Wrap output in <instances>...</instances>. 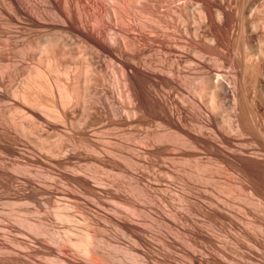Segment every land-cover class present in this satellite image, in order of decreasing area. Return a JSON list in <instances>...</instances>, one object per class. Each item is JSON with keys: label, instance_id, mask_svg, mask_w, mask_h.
<instances>
[{"label": "bare ground", "instance_id": "6f19581e", "mask_svg": "<svg viewBox=\"0 0 264 264\" xmlns=\"http://www.w3.org/2000/svg\"><path fill=\"white\" fill-rule=\"evenodd\" d=\"M4 7L9 18L6 23L1 20V25L7 38L19 41L26 32L33 33L38 38H34L36 42L32 46L35 51L38 49L47 58L63 60L71 50L69 38L74 36L89 57L82 54L85 65L80 62L83 68L79 76H74L76 80L71 88L62 82L64 78H51L39 69L29 78H23L25 90L18 87L13 93L16 95H11L14 100L18 97L19 103L13 104L12 97L9 102L18 106L16 112L23 114L17 116L29 119L25 121H29L28 126L24 122L15 123L18 121L12 117L15 112L12 111V116L0 112L3 121H0V177L4 178L1 179L9 192V196L0 197V218L4 217L0 235L2 229L10 233V238L0 236V264H112L115 263L112 253L119 258V264L126 261L127 264L129 260L133 264H218L221 258L215 259V252L227 259L217 229L238 225L241 219L237 214L244 217L245 211L239 207L240 213L236 214L230 201L216 194V165L225 175L231 174L240 189L243 184L252 183L247 202L258 206L264 202V124H261L264 121L258 119L264 118V110L260 112L264 109V95L257 103V98L254 102L249 96V79L258 67L264 69V0H4ZM167 16L172 24L168 19L164 21ZM196 17L197 21L191 25L189 20ZM22 47L20 51L24 54L26 47ZM191 55L198 59H191ZM211 63L219 69L212 70ZM66 66L68 76L70 65ZM194 70H199V74L192 77ZM249 70L251 74L256 71L247 77L244 73ZM239 72L249 82L246 86L249 90L242 84L245 88L241 87L243 93L238 90L241 94L236 93L237 83L243 80L239 79ZM96 73L103 77V88L98 93V107L87 108L80 104L86 103L83 98L91 85H95ZM45 84L53 89V95ZM2 85L0 80L1 94ZM183 85L193 90L181 95L191 102L190 109L200 112L204 105L212 117L209 113L202 117L201 113L189 115L191 110L185 112L179 102L181 97L174 93ZM260 87L257 92L252 89L255 96L263 92V86L261 91ZM46 91L57 97L55 108L43 104L44 96L39 101V95H45ZM29 93L34 97L32 102L27 100ZM75 106L83 109L84 116L79 119L72 118ZM255 108L259 109V114L255 112L258 117L253 113ZM215 119H221V125ZM104 132L108 135H103ZM50 133L57 134L61 140L49 143L45 136ZM111 143L131 152L126 160L133 194L105 182L106 177L78 163L88 155L79 152L80 147L101 157L103 152L112 151L107 146ZM31 167L40 169V173ZM56 178H66L73 189L61 187ZM58 195L75 202L92 226L111 222L119 231L129 233L142 255L138 251L119 250L118 246L116 250L115 245L112 249L109 243L110 253H105L93 243L92 237L87 235V240L84 239L85 234H76L78 238L73 240L68 237L65 243L54 226L59 222L68 232L74 229L65 223L71 217L65 212L68 203L54 200L59 199ZM254 197H258L256 202ZM49 201L54 207L52 213L48 210ZM109 201L118 206H112ZM34 214L41 217L35 220L31 217ZM154 225L166 226L168 234L164 237L161 232L157 238L155 232L157 241L151 231ZM183 241L187 243L185 248ZM258 241L261 243L260 238ZM258 241L256 245L252 243L256 247L251 244L252 248L260 246ZM80 246L85 249L83 258L76 250ZM247 255L254 262L260 260L256 252ZM223 259L221 264H226Z\"/></svg>", "mask_w": 264, "mask_h": 264}, {"label": "rangeland", "instance_id": "374dc122", "mask_svg": "<svg viewBox=\"0 0 264 264\" xmlns=\"http://www.w3.org/2000/svg\"><path fill=\"white\" fill-rule=\"evenodd\" d=\"M3 4V5H2ZM3 6H4V0H0V28L3 26V25H1L3 22L4 23H6L7 22V20H8V12L6 11L7 9H6V7H4L3 8ZM3 8V9H2ZM7 15V16H6ZM3 18V19H2ZM166 19H168L167 20V22H170V24H172V20L167 16V17H165V19H164V21L166 20ZM3 22H2V21ZM171 20V21H170ZM193 21H197V17H196V19H190L189 20V23L191 24V25H193ZM3 30H4V28L2 27L1 29H0V52H1V50H2V52L4 53H0V80H1V82H2V94L0 93V112H2V113H4V114H7L6 116H8L9 114H11L10 116H12L13 115V112H15V114L12 116V117H15V119H17L18 121L16 122L15 121V123L16 124H18L19 125V123H22L23 124V122H24V124L26 125V126H28L27 124H29L28 122H25V121H27V120H29V119H22V118H24V117H22V118H20L23 114L19 111H17L16 112V110H15V106H17V105H15V106H13V104H15V102L16 101H18V97L16 98V100H14L15 98H14V96H11V95H16V93L15 94H13L14 93V91H15V89L18 91L19 90V88H21L22 90L24 89V79L27 77V78H29V76L30 75H34L35 73V71L37 70V69H39V71L41 70V72H43V74H45V75H47V74H50V76H52L51 78H58V79H60V80H62L63 78V80H62V82H66V84H67V86L68 87H72L73 85H74V80H76L75 78H74V76H76L78 73H79V71L80 70H82V66H84L85 65V60L84 59H86V58H82V57H84L83 55H85V53H84V48L85 47H80V45H81V43L79 42V40H77V38L75 39V37L73 36V37H71L70 36V38H69V49H71V50H69V54H68V56L66 55V58L64 57V59L63 60H61L62 58H58V59H56V57H54V59H52V58H47V56L46 55H44L41 51H39L38 49H36V51H37V53H36V51L32 48V46H34V44H33V42L35 43L36 41H35V39L37 40L38 38L33 34V33H29L28 32V35H27V32H26V35H27V37H26V35L25 34H23V35H25L24 36V38H23V40H22V37L19 39V41H15V40H13V39H9V37L7 38V35H5L6 33H4L3 32ZM3 34V35H2ZM264 34V33H263ZM34 35V36H33ZM32 37H33V39H32ZM6 38V39H5ZM35 38V39H34ZM263 38H264V36H263ZM26 39V40H25ZM11 40V41H10ZM13 40V41H12ZM71 40V41H70ZM5 41L7 42L6 44H5ZM23 41H25V42H23ZM17 42H19L18 44H17ZM71 42V43H70ZM11 43V44H10ZM13 43H15V44H13ZM24 43V44H23ZM27 43V44H26ZM4 44V45H3ZM25 45V47H26V50H25V52L26 53H21V49L23 48L22 46L23 45ZM28 44H30L29 46H30V48H32V49H30L29 48V46H28ZM75 44V45H74ZM22 45V46H21ZM70 45H72V46H70ZM73 45H74V47H73ZM263 45H264V43H263ZM2 46L5 48H2ZM22 48H21V47ZM79 48V49H77V48ZM10 48V49H9ZM13 48V49H12ZM17 48V49H16ZM76 48V49H75ZM82 49V50H81ZM10 50H11V52H10ZM17 50H18V52H17ZM7 51H8V53H7ZM83 51V52H82ZM86 51V50H85ZM21 54H20V53ZM40 52L43 54H40ZM81 52V53H80ZM7 53V54H6ZM84 53V54H83ZM2 54H3V56H2ZM5 54H6V56H5ZM10 54V55H9ZM30 56H29V55ZM35 54V55H34ZM39 54V55H38ZM73 54V55H72ZM83 54V55H82ZM8 55H9V57H8ZM28 55V56H27ZM87 55V54H86ZM85 55V57H89V55H87L86 56ZM33 56V57H32ZM35 56V57H34ZM41 56H45L44 58L43 57H41ZM76 56V57H75ZM80 56V57H79ZM6 57V58H5ZM32 57V58H31ZM41 57V58H40ZM58 57V56H57ZM69 57V58H68ZM33 58H35V60L33 59ZM47 58V59H46ZM77 58V59H76ZM83 60H81V59ZM190 58L191 59H193V60H197L198 59V56H196V55H191L190 56ZM39 61H38V60ZM41 59V60H40ZM48 59H49V61H48ZM52 59V60H51ZM68 59H70V60H68ZM75 59V60H74ZM43 60V61H42ZM48 62H47V61ZM51 60V61H50ZM72 60V61H71ZM76 61V62H74V61ZM30 61V62H29ZM62 61H64V62H62ZM68 61V62H67ZM71 61V62H70ZM28 62V63H27ZM32 62H33V64H32ZM35 62V63H34ZM53 62V63H52ZM61 62V63H60ZM66 62L68 63V64H66ZM79 62V63H78ZM80 62H82V63H84L82 66H81V64L82 63H80ZM51 63V64H50ZM59 63V64H58ZM63 63H64V66L65 65H67V66H69L68 67V76L66 75V73H65V67L64 66H62L63 65ZM72 63H74V64H72ZM40 64V65H39ZM50 64V65H49ZM53 64V65H52ZM57 64V65H56ZM61 64V65H60ZM167 64V61H165V59H164V65H166ZM26 65V66H25ZM39 65V67H37ZM76 65H77V67H76ZM211 65V67H212V70H214V68L217 70V69H219V68H217V66H214L213 67V64L211 63L210 64ZM30 66V67H29ZM49 67L48 69L46 68V67ZM55 66V67H54ZM66 66V67H67ZM72 66V67H71ZM6 67V68H5ZM10 67V68H9ZM51 67V68H50ZM53 67V68H52ZM58 67V68H57ZM74 67V68H73ZM5 68V69H4ZM7 68L9 69V70H7ZM34 69V71L33 70H31V69ZM46 68V69H45ZM81 68V69H80ZM260 68H262V67H258V69H256V70H254V73H255V71L257 72V73H259V71H260V73L261 74H257V73H255V75L257 74V76H258V78H257V76H256V78H254L255 77V75H253L254 73H250V70H251V67H250V70H249V72L248 73H244V74H246V76H247V74H249L250 73V75L252 76V79L250 78L249 80H251L250 81V85L248 84L249 82L247 81V79H245V78H247V77H244V74H242V72H241V75L242 76H240V72H239V76L240 77H242V78H240L239 77V79H243L240 83H237L238 85H237V91H236V93L238 92L239 94H241L240 92L242 91V93H243V89L242 88H245L247 85H249V89H251V90H249L247 87L245 88V89H247V90H249V91H247V90H245V92L244 93H250V94H254V96H255V91L257 92L258 90H259V86L261 85V87H262V89L264 88V84L262 85V84H260V83H262V79H264V69L262 68V69H260ZM36 69V70H35ZM53 71H52V70ZM72 69V70H71ZM74 69V70H73ZM260 69V70H259ZM1 70H3V71H1ZM29 70H31V71H29ZM56 70V71H55ZM216 70H214V71H216ZM9 71V72H8ZM50 71H52V72H50ZM58 71V72H57ZM64 71V72H63ZM71 71V72H70ZM195 71V72H194ZM193 71V73H195V74H193V75H191L192 77L193 76H196V73L197 74H199L198 73V71H196V70H194ZM253 70H251V72H252ZM261 71H263V72H261ZM5 72V73H4ZM61 72V73H60ZM77 72V73H76ZM81 72V71H80ZM9 73V74H8ZM10 73H12L11 75H10ZM31 73V74H30ZM33 73V74H32ZM57 73V74H56ZM75 73V74H74ZM15 74H16V77H15ZM19 74V75H18ZM56 74V75H55ZM60 74H61V76H60ZM65 74V75H64ZM74 74V75H73ZM3 75H5V76H3ZM18 75V76H17ZM27 75V76H26ZM58 75V76H57ZM70 75V76H69ZM97 75H100L99 73H96V76ZM249 75V77H251ZM261 77H260V76ZM49 76V75H48ZM49 76V77H50ZM72 76V77H71ZM77 76H79V74L77 75ZM76 76V77H77ZM4 77V78H3ZM61 77V78H60ZM66 77V78H65ZM70 77V78H69ZM98 77H100V76H97L96 77V79L98 78ZM263 77V78H262ZM2 78H3V80H2ZM21 78V79H20ZM24 78V79H23ZM71 78H74V79H71ZM254 78V79H253ZM8 79V80H7ZM96 79H95V85L94 84H92L91 86L93 87H91L90 88V90H89V92H87L88 94H89V96H88V94H85V97L83 98L85 101H86V103H82L81 102V104L80 105H82V104H85V106H87V108H89V106L88 105H90V107H92V108H97L98 106H97V101H98V93H100L101 92V90H102V88H103V77L101 76L100 77V82L98 81H96ZM99 79V78H98ZM256 79V80H255ZM259 79H261V82L259 81H257V80H259ZM21 80H23V82L21 81ZM66 80V81H65ZM190 80H192V78L190 79ZM254 80V81H253ZM8 81H9V83H8ZM69 81V82H68ZM240 80H238V82H239ZM247 81V82H246ZM12 82V83H11ZM69 84H68V83ZM192 82V81H191ZM257 82V83H256ZM264 82V81H263ZM6 83V84H5ZM10 83H11V85H10ZM39 83V82H38ZM42 83H43V81H42ZM45 83V82H44ZM43 83V84H44ZM98 83V84H97ZM245 84V87L242 85V84ZM247 83V84H246ZM251 83H253L252 85H251ZM40 84H41V82H40ZM240 84H241V86H240ZM7 85V86H6ZM18 85H20V86H18ZM45 85H47V84H45ZM44 85V86H45ZM100 85V86H99ZM253 85H256V86H253ZM6 86V87H5ZM9 86V87H8ZM15 86H16V88H15ZM48 86V85H47ZM99 86V87H98ZM243 86V87H242ZM258 86V87H257ZM19 87V88H18ZM42 87H43V85H42ZM98 87V88H97ZM184 87V88H183ZM239 87L242 89H239ZM251 87H253V88H251ZM261 87H260V91L262 90L261 89ZM18 88V89H17ZM44 88H46V86L44 87ZM48 88V89H47ZM46 88V90L47 91H49V92H51V94L53 93L52 91H53V89L51 90V89H49V86ZM186 89V91H185V93H184V91H183V89ZM182 88L180 89L179 88V90L177 89V91H174V93L176 94V96H180L181 97V100H179V102L181 101L182 103H180V104H182L181 106L185 109V112L187 113V111L189 112L193 107L190 105L191 104V102L189 103V101H187V100H184V99H182V96L181 95H183V94H185V95H188V93H191V91H192V93H193V90L190 88V87H188L187 88V86H182ZM11 89H14V90H11ZM20 89V90H21ZM56 89V88H55ZM100 89V90H99ZM252 89H257V90H253L252 91ZM25 90V89H24ZM45 90V89H44ZM240 92H239V91ZM45 92L44 94L45 95H43V93H42V96H40L39 95V101H41L42 100V97L44 98V100H42L43 101V104H47V106L48 107H54V105H57V102L55 103V99L57 98V97H55V96H57L56 94L57 93H55L57 90H54V93H55V96H54V98L53 97H51L52 95L50 94V93H48V92ZM91 91V92H90ZM95 91H97V92H95ZM179 91V92H178ZM189 91V92H188ZM247 91V92H246ZM253 93H252V92ZM8 92V93H7ZM9 92H11L10 94H9ZM16 92V91H15ZM32 92H34V91H32ZM94 92V93H93ZM48 93V94H47ZM92 93V94H91ZM182 93V94H181ZM248 93V94H249ZM264 89H263V92L260 94V92H259V96H257L258 95V93H257V97L255 96H252V95H250L249 94V96H251V100L252 101H254L253 99L254 98H257L256 99V103H257V101L259 102V100H261L264 96ZM30 94V93H29ZM28 94V101H30V102H32V101H34V97L31 95V97H30V95ZM51 96H50V95ZM97 95L96 97L94 96V95ZM6 95V96H5ZM49 95V96H48ZM92 95V96H91ZM3 96V97H2ZM260 96L262 97V98H260ZM7 97V98H6ZM12 97V98H11ZM48 97V98H47ZM180 97H179V99H180ZM237 97H239V95L237 94ZM253 97V98H252ZM5 100H4V99ZM11 98V99H10ZM29 98H30V100H29ZM33 98V99H32ZM96 100H95V99ZM178 98V97H177ZM202 98V97H201ZM260 98V99H259ZM8 99V100H7ZM11 100V102L13 103H11V102H9L10 100ZM36 99V98H35ZM48 99V100H47ZM52 99V100H51ZM54 99V100H53ZM199 100H200V98H198ZM204 99V98H203ZM4 100V101H3ZM8 102H7V101ZM32 100V101H31ZM49 100H51V101H49ZM82 100V99H81ZM92 100V101H91ZM15 101V102H14ZM48 101V102H47ZM54 101V102H53ZM88 101H89V103H88ZM51 102V103H50ZM186 102V103H185ZM200 102H203L204 103V101L201 99L200 100ZM199 102V103H200ZM255 102V101H254ZM254 102H251L250 101V104L251 105H254V104H252V103H254ZM4 103V104H3ZM8 103H10L9 104V106H11V107H9V106H7L8 105ZM17 103H19V101L17 102ZM92 103H93V105H92ZM255 103V104H256ZM6 104V105H5ZM12 104V105H11ZM22 104V103H21ZM20 104V105H21ZM3 105H5V107L3 106ZM78 105V104H77ZM76 105V106H77ZM96 105V106H95ZM200 105H202V104H199V107H200ZM257 105V104H256ZM74 107L73 108V111H74V113L73 114H75V117H73L72 116V118H74V119H76V118H78L79 119V117H81V115H83L82 113H83V111H81V110H83V109H80V108H82V107H85L84 105L81 107V106H79V107ZM204 105H202L200 108H199V110H200V112L199 111H197L196 109H194L195 110V112L193 111V110H191L188 114L189 115H193V113L194 114H198V115H200L199 113H201V116L202 115H204V113L205 114H208L209 116H211V113L209 112V111H207L208 109L204 106ZM3 107V108H2ZM14 109H13V108ZM18 107V106H17ZM16 107V108H17ZM23 107H25V106H23ZM50 107V108H51ZM203 107V110H201V108ZM253 107H256L255 105L253 106ZM252 107V108H253ZM10 108V109H9ZM55 108V107H54ZM191 108V109H190ZM4 109H6V110H4ZM76 109V110H75ZM85 109V108H84ZM207 109V110H206ZM80 110V111H79ZM210 110V109H209ZM254 110V109H253ZM256 110L258 111V114H259V109H256L255 108V111L253 112L254 114H256L255 112H256ZM264 109H261V111L260 112H262ZM12 113H11V112ZM77 111V112H76ZM6 112V113H5ZM264 112V111H263ZM262 112V113H263ZM81 113V114H80ZM192 113V114H191ZM203 113V114H202ZM17 114L20 116H17ZM22 114V115H21ZM221 114V116L223 115L222 113H220ZM258 114H256L257 115V117L259 116ZM77 115H78V117H77ZM208 115H205V117L206 116H208ZM219 115V114H218ZM263 114H261L260 113V116H262ZM9 116V117H10ZM18 118H17V117ZM84 116V115H83ZM217 116V115H216ZM220 116V117H221ZM202 117H204V116H202ZM212 117V116H211ZM219 116H218V118H220ZM217 118V117H216ZM217 118V119H218ZM224 118V115H223V117L221 118V119H223ZM22 119V120H21ZM217 119H215V120H217ZM220 119V120H221ZM260 121H262V119H263V121H264V118H263V116H262V118H258ZM220 120L218 121H216L218 124L219 123H222V122H220ZM224 120V119H223ZM1 121V123H3V121L2 120H0ZM21 121V122H20ZM222 121V120H221ZM216 122H215V124H216ZM224 123V122H223ZM218 124H216V125H218ZM261 124H264V122H261ZM260 124V125H261ZM1 125V124H0ZM3 125V124H2ZM219 125H221V124H219ZM1 127V126H0ZM261 127H262V125H261ZM263 127H264V125H263ZM264 128H262V130H263ZM106 132H108L109 134H110V132L109 131H106ZM106 132H104V134L103 135H105V133ZM108 133H106L107 135H108ZM80 134V133H79ZM79 134L78 135H76V136H78L79 137ZM54 135V136H53ZM56 135V136H55ZM45 136V135H44ZM45 138H48L47 140L49 141V143L51 142V143H53L54 141H55V139H57L56 140V142H58L59 141V139L61 140V137L60 136H58L57 134H53V133H50V135L48 136V134H47V136H45ZM44 138V139H45ZM65 144H69V143H67V142H65ZM101 144H103V143H101ZM114 143H111V145L109 144H107V146H108V149L109 150H111L112 149V151L108 154V153H106V152H103V155L101 156V157H104V158H101L98 154L96 155V154H94V153H92V152H89V150H87V149H84L83 147L81 148H79V152H81L82 154L84 153V155H87V156H85V162H84V159H82L81 158V160L79 159V161H78V163L81 165V166H85V167H89L90 168V170H92L93 172H95L96 173V175L98 174L99 176H101L102 178H105L104 179V181L105 182H107V183H110V184H115V185H117L119 188H121V190H123V191H126V192H130L131 194H133L132 193V191H131V189L133 188L132 187V184H131V180H130V177H129V175H128V171H129V165H128V163H127V160L126 159H128V158H130L131 157V152L127 149V148H122V147H119L118 145H116V144H114L115 145V147H114V145H113ZM98 145H99V143H98ZM69 147H70V145H68ZM99 146H102V148H103V146L105 147V144L104 145H99ZM106 148V147H105ZM117 148V149H116ZM81 149V150H80ZM84 149V150H83ZM101 150V149H100ZM119 150V151H118ZM84 151V152H83ZM113 151H114V153H115V155L113 154ZM124 151V152H123ZM260 152H262V151H260ZM122 153V154H121ZM106 154V155H105ZM117 154V155H116ZM108 155V156H107ZM127 155V156H126ZM98 156V157H97ZM118 156H120L119 158H118ZM88 157V158H87ZM94 157V158H93ZM106 157H108V159L106 158ZM101 158V159H100ZM103 159H105V161H106V159H107V161L106 162H104V160ZM78 160V159H77ZM100 160V161H99ZM103 162H102V161ZM123 160V161H122ZM113 161V162H112ZM108 162V163H107ZM84 163H86V164H84ZM105 163V164H104ZM111 163V164H110ZM97 166H96V165ZM98 164H99V166H98ZM115 164V165H114ZM88 165V166H87ZM91 165V166H90ZM100 166H102L103 167V169H102V167L100 168ZM93 167V168H92ZM96 167V168H95ZM32 169L31 170H33V171H38L39 173H40V169H38V168H35V167H31ZM215 168V167H214ZM107 169V170H106ZM96 170V171H95ZM109 170V171H108ZM221 169H219V167L216 165V168L214 169V171H215V177H216V184H215V189H216V194L217 195H220V196H222V197H224V199H226V200H228V201H230V204L231 205H233L232 206V208H233V211L237 214V213H240V208H241V210L243 209V214H244V217L243 216H241L240 214H237L238 215V217H240V219H241V223H239L238 225H235V226H233L232 225V227H229L228 225V227L230 228H227V227H225V228H219V229H217L218 230V232H220V235H218L220 238L218 239L219 241H220V243H221V246H223L224 248H223V250H224V252L225 253H227V255L224 253V255H225V257L226 256H228V257H226L227 259H223L224 257L222 256V255H220V254H222V253H220V254H218L217 252H215V253H213V256H214V258L216 259V258H218V259H220L221 261L220 262H218V264H221V262H222V259L224 260L223 261V263L225 262V260L228 262H225L226 264H264V199H262L263 201V205H260V206H258V205H255V204H252V203H250V202H247V201H249V200H247V199H249V198H247V197H250L249 196V190H251L252 188H251V184L252 183H250V182H247V183H245V184H243L242 185V189H240V187L237 185V183H236V180H232V179H234L233 177H232V175L230 174H228L229 175V180H228V175H225L224 173H223V171H220ZM99 171V172H98ZM106 171V172H105ZM113 171V172H112ZM105 172V173H104ZM100 173V174H99ZM103 173V174H102ZM112 173H114V174H112ZM114 176V177H113ZM226 177H227V180H226ZM2 176L0 177V197L2 196V199L3 198H5V197H7V196H9V192H8V190L6 191V189H7V186H4V182H5V180L3 181L2 179H4V178H2ZM59 178V177H58ZM57 179V178H56ZM2 180V181H1ZM57 180H58V182H57ZM56 180V182L62 187H64V188H69V189H73V188H70V187H72V186H70V184H69V181H67V179L66 178H63V179H57ZM65 180L67 181V182H65ZM229 183H228V182ZM4 183V184H3ZM233 183V184H232ZM6 185V184H5ZM68 185H69V187H68ZM248 186V187H247ZM247 189V190H246ZM263 189H264V187H263ZM240 190V191H239ZM246 190V191H245ZM242 191V192H241ZM8 193V194H7ZM243 193V194H242ZM59 196V195H58ZM227 196V197H226ZM230 196V197H229ZM226 197V198H225ZM62 200H61V199ZM67 197H63V196H59V199H54V200H56V202H61L62 201V203L63 204H67V208H65V212L66 211H68V212H66L67 213V215L68 216H71V217H69L70 219H69V221L70 222H65L66 223V225H68V226H72L73 227V229L75 230H73V232L71 231V232H68V229H65V227L63 226V224L62 223H59L58 221V223L57 222H54V224H56L57 225V227H55L54 226V228H56V231H57V234L62 238V240H67V239H69V238H71L72 240L73 239H76V238H78V237H76V236H78V235H76V234H79V236H84V234H85V236L83 237L84 239H86L87 240V235L91 238V239H93V243L95 242V245L97 246V247H99V249L100 250H102L103 251V249H104V251L103 252H105V253H107V252H109L110 253V250H108L109 248H108V245L110 246V247H112V249H114V247H115V249L116 250H118V247L120 248L119 250H133L134 252H139V254H141V248L139 249V246H137L136 244H135V242H133L132 241V239L133 238H130V234L129 233H125L124 234V232L123 231H119L116 227H115V225H113V223H111V222H109V223H103V224H101L100 226H92L93 224L91 223V222H88L89 220H85L86 218H85V216H84V214L82 215V211H81V208L78 206L77 207V205L75 204V202H71V200L68 198V199H66ZM228 198V199H227ZM246 198V199H245ZM251 198V197H250ZM258 198V197H257ZM257 198H252V199H255V202H256V199ZM231 199V200H230ZM57 200H60V201H57ZM67 200V201H66ZM259 200H260V198H259ZM258 200V201H259ZM111 202V205L112 206H114L115 204H114V202H112V201H109V203ZM247 202V203H246ZM113 203V204H112ZM73 204H74V206H73ZM47 205H48V207H49V211H50V213H52V211H53V208L54 207H52L53 206V204L52 203H50V201L47 203ZM115 206H118L117 204L115 205ZM240 207V208H239ZM255 207V208H254ZM258 207H259V209H258ZM54 212V211H53ZM80 212V213H79ZM81 214V215H80ZM257 214V215H256ZM41 214H34L33 216H31L33 219H35V220H37L38 218H39V216H40ZM79 215V216H78ZM253 215V216H252ZM37 216V217H36ZM84 216V217H83ZM248 216V217H247ZM41 217V216H40ZM74 217V218H73ZM247 217V218H246ZM258 217V218H257ZM2 219H4V217H2V218H0V220H2ZM243 219H245V220H243ZM254 219V220H253ZM72 220H73V222L74 221H76V222H72ZM6 221H8V220H6ZM84 221V222H83ZM252 221V222H251ZM1 222H3V220L2 221H0V223ZM4 222H5V220H4ZM250 222H251V224H250ZM84 223V224H83ZM247 223V224H246ZM256 223V224H255ZM70 224V225H69ZM89 224V225H88ZM109 224V225H108ZM111 224V225H110ZM258 224V225H257ZM60 225V226H59ZM77 225V226H76ZM88 225V226H87ZM242 225V226H241ZM248 225V226H247ZM236 226H238V227H236ZM250 226V227H249ZM253 228H252V227ZM63 227H64V229H63ZM76 227V228H75ZM89 227V228H88ZM93 227V228H92ZM153 228H152V234H153V236L155 235V239H156V235H157V233H158V235L159 234H161V232H164V237L168 234V229H167V227L166 226H164V227H159L158 225H154V226H152ZM242 227V228H241ZM248 227V228H247ZM257 227H258V229L261 231H259L258 229H257ZM261 229H260V228ZM59 228V229H58ZM85 228V229H84ZM91 228V229H90ZM96 228V229H95ZM227 228V229H226ZM240 228V229H239ZM252 228V229H251ZM85 231H84V230ZM162 229V230H161ZM225 229V230H224ZM246 229V230H245ZM251 229V230H250ZM254 229V230H253ZM7 230V229H6ZM6 230H1V238H4L5 237V235H6V237L8 236V235H10V233H8V231H6ZM67 230V231H66ZM80 230V231H79ZM104 230V231H103ZM156 230V231H155ZM160 230V232H158ZM244 230V231H243ZM78 231H79V233H78ZM82 231H83V233H82ZM95 231V232H94ZM240 231H242V232H240ZM257 231V232H256ZM61 232H62V234H61ZM68 232V233H67ZM77 232V233H76ZM87 232V233H86ZM94 234H93V233ZM103 232V233H102ZM123 232V233H122ZM155 232H157V233H155ZM167 232V233H166ZM217 232V233H218ZM245 232V233H244ZM2 233H3V235H2ZM13 233V232H12ZM166 233V234H165ZM256 233H257V236H256ZM14 234V233H13ZM64 234H66V235H64ZM68 234V235H67ZM82 234V235H81ZM93 234V235H92ZM103 234V235H102ZM61 235H63V236H61ZM76 235V236H75ZM91 235V236H90ZM162 235V234H161ZM245 235V236H244ZM247 235V236H246ZM256 236V237H254V236ZM98 236H99V239H98ZM105 236V237H104ZM129 236V237H128ZM252 236V237H251ZM260 236V237H259ZM9 237V236H8ZM7 237V238H8ZM69 237V238H68ZM75 237V238H74ZM160 237V235L157 237V238H159ZM244 237V238H243ZM248 237V238H247ZM257 237H258V239L260 238V240H261V243H260V241H258V239H257ZM10 238V237H9ZM82 238V237H81ZM257 239V240H255V239ZM95 239V240H94ZM154 239V241H156ZM244 239V240H243ZM255 240V242H257L258 241V243H260V246H261V254H260V246L258 247L257 246V248L259 249L258 251H256L257 250V248H252L254 245H256V243L254 242V240ZM253 240V241H252ZM158 241V240H157ZM156 241V243H159V242H157ZM251 241V242H250ZM68 241H65V243H67ZM133 242V243H132ZM184 242V243H183ZM182 242V244H184L183 246H184V248L185 247H187V243H186V241H183ZM97 243V244H96ZM109 243V244H108ZM112 243V244H111ZM254 245H253V244ZM87 243H85L84 242V245H86ZM105 244V245H104ZM108 244V245H107ZM251 244L253 245V246H251ZM83 245V246H84ZM102 245V246H101ZM103 245H104V247H103ZM115 245V246H114ZM83 246H80L81 248H77L76 250L80 253V255L82 256V258L84 257V256H86V254H85V249H84V247ZM114 246V247H113ZM118 246V247H117ZM101 247H103V248H101ZM254 247H256V246H254ZM125 248V249H124ZM252 248V249H251ZM82 252H81V251ZM107 250V251H106ZM226 250V251H225ZM249 252H256V254H257V258L258 259H260L258 262L255 260V262L254 261H252L251 259H248V253ZM164 253H165V251H164ZM259 254V255H258ZM84 255V256H83ZM112 255V257L114 258V262L115 263H112V264H119L118 263V260H119V258L118 257H116L113 253L111 254ZM142 255V254H141ZM80 256V257H81ZM161 256V255H160ZM218 256V257H217ZM223 257V258H222ZM116 258H118V259H116ZM161 257H159V259H160ZM214 259V260H215ZM217 259V260H218ZM212 260H213V257H212ZM251 260V262H249ZM117 261V262H116ZM130 262V264H133V261L132 260H129ZM219 261V260H218ZM127 262V261H126ZM126 262L125 263H123V264H126ZM215 262V261H214ZM247 262V263H246ZM129 263H127V264H129ZM155 264H156V262H155ZM165 264V263H164ZM213 264V263H212ZM215 264V263H214ZM217 264V263H216Z\"/></svg>", "mask_w": 264, "mask_h": 264}]
</instances>
